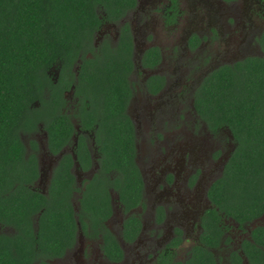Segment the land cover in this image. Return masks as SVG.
Here are the masks:
<instances>
[{"label": "flooded vegetation", "instance_id": "obj_1", "mask_svg": "<svg viewBox=\"0 0 264 264\" xmlns=\"http://www.w3.org/2000/svg\"><path fill=\"white\" fill-rule=\"evenodd\" d=\"M126 26L132 38V67L119 74L117 84H89L86 73L91 64H83L80 58L73 64L74 81L62 90L64 119L74 128L69 140L53 151L42 122L21 133L26 150L29 146L37 155L38 176L29 184L33 191L49 193L64 156L69 157L68 171L73 176L74 237L60 243L58 251L39 256L49 264H156L165 250L175 252L180 260L178 250L188 245L182 261L195 248L205 247L216 264H251L245 251L257 254L251 231L264 214L240 223L220 212L210 199L211 185L223 174L235 144L228 129L213 131L200 117L195 96L215 69L262 56L264 0H134L123 16L104 21L95 33L96 61L108 45L118 46ZM159 43L177 44L178 58L166 56ZM94 56L89 51L85 55ZM192 60L197 62L195 75L188 69ZM80 69L85 73L77 87ZM113 88L125 90L118 110L108 92ZM86 111L93 113L92 127L79 122ZM114 125L120 126L118 143L110 132ZM124 147L131 158L117 167L113 156L123 154ZM43 157L49 158L46 164ZM132 161L140 195L137 203L128 206L117 187L125 183ZM101 185L110 187V215L94 222L86 199ZM32 218L36 228L38 218ZM214 223L221 233L217 244L207 245ZM14 231L12 226L0 225V232ZM107 233L122 251L119 260L105 252L110 246Z\"/></svg>", "mask_w": 264, "mask_h": 264}, {"label": "trees", "instance_id": "obj_2", "mask_svg": "<svg viewBox=\"0 0 264 264\" xmlns=\"http://www.w3.org/2000/svg\"><path fill=\"white\" fill-rule=\"evenodd\" d=\"M133 6L134 0H0V225L16 230L0 232V264H35V260L37 264H49L39 253L56 252L60 243L72 241L76 223L70 202L73 176L68 171L69 157L61 158L53 189L47 195L33 191L29 184L38 176L37 155L36 151L27 152L21 133L42 122L50 149L56 151L69 140L74 128L64 119L62 90L74 81L72 66L80 58L83 64H91L86 73L89 84H117L119 74L132 67L128 27L125 31L122 28L116 48L108 45L102 50L99 61L94 56L97 49L93 39L104 21L119 19ZM260 43L261 57H247L215 69L202 81L195 96V108L207 125L213 131L224 127L232 134L235 148L208 194L220 212L240 223L264 214V33ZM88 51L94 58L85 57ZM83 71L80 69L76 77L77 87ZM113 90L108 92L118 110L125 90ZM91 116L93 113L82 112L81 125L92 127L95 121ZM119 129L114 125L110 131L117 143ZM113 157L120 167L131 155L124 147L123 154ZM133 171L136 173L132 161V170L125 171V183L116 186L128 206L137 203L140 195ZM108 188L98 186L86 199L94 222L110 215ZM33 216L38 218L36 228ZM210 233V242L205 244H217L220 225L214 223ZM105 239L112 246L105 252L121 259L122 251L114 237L107 233ZM251 239L257 254L245 251L249 262L264 264V225L251 231ZM156 262L216 264L205 247L195 248L185 261L165 250Z\"/></svg>", "mask_w": 264, "mask_h": 264}, {"label": "rangeland", "instance_id": "obj_3", "mask_svg": "<svg viewBox=\"0 0 264 264\" xmlns=\"http://www.w3.org/2000/svg\"><path fill=\"white\" fill-rule=\"evenodd\" d=\"M183 24H184V22H183ZM161 41L165 44V39H161ZM159 44L162 45L164 53H165L166 56H175V57L178 58V55H179L180 51L175 48L177 46V44L172 43L171 47H170V45H171L170 43L168 44V46L163 45L161 43H159ZM182 60L183 61H187V58H183ZM165 62H166L167 66H171L172 65V63H169L167 61H165ZM196 64H197V62L195 60H192L190 65L188 64V67H189L188 69H190L192 71L193 75L196 74V70H197V68H196L197 65ZM27 152H30V147L29 146L27 147ZM38 152H39V157H42L41 150H39ZM43 161L46 164L49 161V158L48 157H43ZM256 224L257 225H264V216L261 219H259V220L257 219V223ZM187 247H188V245H184V246L180 247V250H178V258L180 260H182L184 258L185 249Z\"/></svg>", "mask_w": 264, "mask_h": 264}]
</instances>
